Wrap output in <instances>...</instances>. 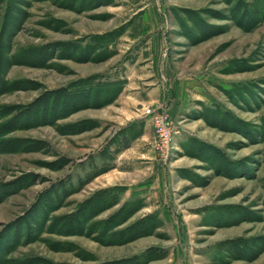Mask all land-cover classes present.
<instances>
[{"label": "rangeland", "instance_id": "obj_1", "mask_svg": "<svg viewBox=\"0 0 264 264\" xmlns=\"http://www.w3.org/2000/svg\"><path fill=\"white\" fill-rule=\"evenodd\" d=\"M0 264H264V0H0Z\"/></svg>", "mask_w": 264, "mask_h": 264}, {"label": "built area", "instance_id": "obj_2", "mask_svg": "<svg viewBox=\"0 0 264 264\" xmlns=\"http://www.w3.org/2000/svg\"><path fill=\"white\" fill-rule=\"evenodd\" d=\"M143 112L144 113H150V108L149 107H145L144 109H143ZM153 117H154V120L156 121V122H159L160 120L157 118L158 116L156 115V114H154L153 115ZM163 120V119H162ZM156 128V127H155ZM156 134L158 135V136H161V138H163V140H164V138H167V132L166 131H164V129H162V127H160V126H158V131H157V129H156Z\"/></svg>", "mask_w": 264, "mask_h": 264}, {"label": "crops", "instance_id": "obj_3", "mask_svg": "<svg viewBox=\"0 0 264 264\" xmlns=\"http://www.w3.org/2000/svg\"><path fill=\"white\" fill-rule=\"evenodd\" d=\"M95 152H96V150H95Z\"/></svg>", "mask_w": 264, "mask_h": 264}]
</instances>
